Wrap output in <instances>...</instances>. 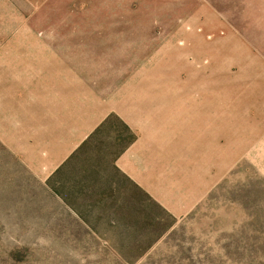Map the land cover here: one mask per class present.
Returning a JSON list of instances; mask_svg holds the SVG:
<instances>
[{"label": "rangeland", "instance_id": "rangeland-1", "mask_svg": "<svg viewBox=\"0 0 264 264\" xmlns=\"http://www.w3.org/2000/svg\"><path fill=\"white\" fill-rule=\"evenodd\" d=\"M49 89L69 124L98 99L163 108L198 202L175 215L119 168L138 132L116 112L38 172ZM0 264H264V0H0Z\"/></svg>", "mask_w": 264, "mask_h": 264}, {"label": "crops", "instance_id": "crops-1", "mask_svg": "<svg viewBox=\"0 0 264 264\" xmlns=\"http://www.w3.org/2000/svg\"><path fill=\"white\" fill-rule=\"evenodd\" d=\"M45 81L49 83V79ZM52 81L53 79H51V83ZM53 90L49 89L48 96H46L47 101H50L51 104L47 114L52 116L50 118L55 122L59 133L51 134L45 140V149L42 152L45 155L44 163L36 168L38 172L47 177L50 176L81 146L96 127L112 112H116L132 129L138 132L137 138L118 157L119 168L156 200L166 205L175 215L184 214L198 202L191 196L193 193L180 189V180L175 184L173 179L171 180L173 170L170 165L172 162L166 164L163 154L164 141H166L164 137L166 120L163 119V108L157 109L149 116L143 113L145 110L138 104L98 99L95 103L88 105L82 103L81 106H77L75 109L78 118L69 124L67 120L63 121L54 115V112L62 107V102L58 101L63 98L64 93H57L55 99L52 100ZM81 90L83 89L81 88L79 91ZM55 93L53 92V95ZM82 93L83 91H81ZM175 120L178 121L177 118H173L172 129L175 130L176 127V132L179 133L180 125L176 126ZM172 136L170 135V137ZM166 165L168 166L166 167ZM169 192L171 194H168ZM178 193L179 195H177Z\"/></svg>", "mask_w": 264, "mask_h": 264}, {"label": "trees", "instance_id": "trees-1", "mask_svg": "<svg viewBox=\"0 0 264 264\" xmlns=\"http://www.w3.org/2000/svg\"><path fill=\"white\" fill-rule=\"evenodd\" d=\"M112 118H116V116L115 115H109L97 128H96V130L88 137V139L91 137V136H93V134H95V133H97L98 131H100L103 127H105V125H107V123L112 119ZM121 124L125 127V130H127L128 131V126L123 122H121ZM128 134V137H127V146L135 139V136L133 135V134H130L129 135V133H127ZM87 139V140H88ZM87 140H85L83 143H82V145L87 141ZM126 146V147H127ZM125 147V148H126ZM124 148V149H125ZM59 169L60 168H58L57 170H56V172H58L59 171ZM55 172V173H56Z\"/></svg>", "mask_w": 264, "mask_h": 264}]
</instances>
